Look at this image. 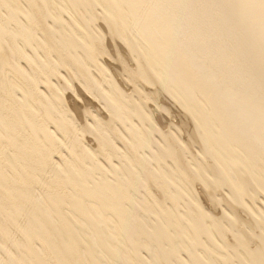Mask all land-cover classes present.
Masks as SVG:
<instances>
[{
  "label": "bare ground",
  "instance_id": "bare-ground-1",
  "mask_svg": "<svg viewBox=\"0 0 264 264\" xmlns=\"http://www.w3.org/2000/svg\"><path fill=\"white\" fill-rule=\"evenodd\" d=\"M0 264H264V0H0Z\"/></svg>",
  "mask_w": 264,
  "mask_h": 264
}]
</instances>
